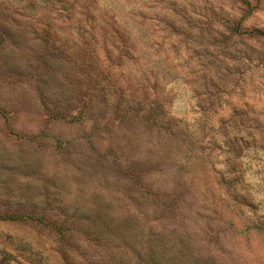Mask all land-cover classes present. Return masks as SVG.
Segmentation results:
<instances>
[{"label":"rangeland","instance_id":"obj_1","mask_svg":"<svg viewBox=\"0 0 264 264\" xmlns=\"http://www.w3.org/2000/svg\"><path fill=\"white\" fill-rule=\"evenodd\" d=\"M0 264H264V0H0Z\"/></svg>","mask_w":264,"mask_h":264}]
</instances>
